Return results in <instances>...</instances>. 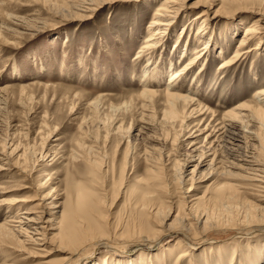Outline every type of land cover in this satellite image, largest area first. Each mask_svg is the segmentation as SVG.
<instances>
[{"label": "rangeland", "instance_id": "374dc122", "mask_svg": "<svg viewBox=\"0 0 264 264\" xmlns=\"http://www.w3.org/2000/svg\"><path fill=\"white\" fill-rule=\"evenodd\" d=\"M115 1L75 17L63 14L64 0H0V225L15 212L22 218L30 211L62 223L77 198L70 190L83 186L88 197L99 201L102 221L111 227L106 236L84 241L72 259L68 253L41 251L56 243L43 248L6 238L0 244V264H176L173 252L181 242L197 246L179 264H264L259 260L264 231L249 235L253 226L246 225L250 216L264 219L260 184L245 182L247 174L240 169H232L231 179L209 175L214 170L209 162L191 181L202 153L211 155L217 147L215 133L204 130L199 119L209 121L215 113L219 116L210 122L216 126L238 104L258 107L253 97L264 89V0H186L184 13L159 35V45L143 53L148 27L164 0ZM206 11L208 21L195 19ZM254 22L261 30L247 40L243 56L220 70L237 54ZM206 42L210 50L204 61L175 82L193 92L196 105L168 103L170 76ZM150 65L161 74L152 83L159 95L145 110L140 94L143 69ZM197 107L208 112L185 121L188 131L181 132V123L172 126L171 111L184 118ZM236 124V134H256L247 121ZM259 133L261 147L249 144L259 148L256 157L264 164V129ZM240 137L236 145L244 149ZM205 173L207 178H201ZM191 184V200L184 203ZM190 202L197 204L190 207ZM51 204L57 209L49 210ZM144 204L152 213V228L163 234L160 242L128 233L126 227L138 216L136 206ZM204 217L212 224H197ZM12 226L15 232L18 227ZM208 240L224 250L206 254L209 246L200 245ZM160 249L170 251L158 258L154 255Z\"/></svg>", "mask_w": 264, "mask_h": 264}, {"label": "bare ground", "instance_id": "6f19581e", "mask_svg": "<svg viewBox=\"0 0 264 264\" xmlns=\"http://www.w3.org/2000/svg\"><path fill=\"white\" fill-rule=\"evenodd\" d=\"M113 1L115 0H64V6L63 7L61 6L60 8L64 10L63 11L64 15L72 13L73 15H75V17H82L88 14L90 15L94 13L97 9L102 8L103 6L112 4ZM185 1L186 0H164L160 4L156 12L154 13L152 22L150 23L148 27L149 28L148 31L150 35L145 39V45L140 53L147 52L150 49H153L155 45H159L158 43H155L157 42L159 35L162 33H165L166 29L169 26H171V24L175 20H178V18L181 16L182 13H184L183 11L185 10L183 9L186 6ZM221 10H222V7L217 10V14L220 13ZM207 14H208L207 11L205 13H199L195 17V19L201 20L202 18H204L203 20V23H204L209 20V19L206 20L208 17ZM163 30L164 32H162ZM258 30L260 31L261 28L258 29V25L256 22H254L251 26L246 28L243 40L240 42V45L238 46L237 54L234 57L230 58L229 60L224 61L219 67L220 70L224 71V70H227L228 68L230 69V67H232L234 64H236L239 61V59L243 56L241 53L243 48L247 47L248 45L247 40L254 38L255 34L257 35ZM209 50H210V45L206 42L204 49H202L201 51H197L195 53L196 56L187 60L184 66H182V68H179L180 70H178L177 72H175L174 74L170 76L169 83L166 86V97H167L168 103L175 105L178 102H184V104H186L190 108L196 105L195 100L190 95L191 90L185 88L184 86H180L179 84L175 82L176 80H178V78L184 75V73H186L187 70H190V68L193 65L200 64V62H203L204 57L205 55H207ZM150 67L151 65L143 69V73L145 74V80L143 79V82H142L143 91L140 94V97L145 102V105L143 106L145 110L146 108L151 107L148 105L150 100H152V98L159 95L152 83H155V80H158L161 74L156 68H153L151 70ZM253 98L255 100L254 102L258 106L257 108L251 106L247 102L238 104L231 111L225 113L221 121L216 126H212V123L210 121H213L214 123L215 122L214 119L218 117L219 115L217 116L215 113H212L211 114L212 118L209 121L205 118L199 119V118L206 116L208 111L202 112V109H198V107L194 108L191 111V113L186 115L184 118L181 114H178L177 112H173V111L170 112L169 117L172 119V122H171L172 126L174 125L175 127V125H177L178 123H181V126H182L181 132L188 131L189 129V126H186L185 121L190 122L191 120L199 119V125H206L204 130L209 131L212 129L213 132L215 133L214 141L217 144V147H215L214 149L211 148L210 150L212 151L211 155L202 153V155L200 156L199 163L195 166V168L191 172L192 173L191 181L193 182L196 181L195 175L197 174L198 170L201 167L207 165L209 162L208 168L214 169L213 171L209 173V175L213 174V175H218L221 177H227L231 179L234 177L231 172L232 169L233 170L240 169L246 172L245 174H247L246 176L242 177V179L245 182L247 183L256 182V185L257 183L260 184L258 186L264 192V164L256 157V152H257V149L259 148H256L255 145L249 144L250 141L255 142V143L259 142L260 144L259 146L261 147V143L259 141V136H260L259 129L260 128L264 129V89L258 90L256 95H254ZM243 120H245V122L247 121V126L252 125V130H254L256 133L254 136L252 137L247 136L244 132H240L239 134L235 133L234 130H235V125H237L236 124L237 121H243ZM256 125H258L257 128H255ZM220 132L222 133L218 136V133ZM240 134H242V138L245 139V142H246L244 145L245 146L244 149L243 147H241V145H236V143L239 142L241 138ZM208 137L209 135L207 136V138ZM206 146L204 147V149H208L210 147V146L209 147H206ZM231 146H236L237 149L233 150ZM250 150L254 151V154ZM79 156L77 155V157ZM77 157H75L73 160L78 161L79 158H82V157H79V158ZM0 161H4V159L2 160L0 158ZM184 167L185 166L182 165V173L180 175V179H181L180 182L183 185L185 183L184 179L186 178ZM206 175L208 174L207 173H205V175L203 174L201 178L206 179L207 178ZM192 186L193 184H191L188 191L184 192V195H185L184 201H186L184 203H189L187 200L191 198L189 194L191 192L190 189L192 188ZM256 187L253 190H255ZM226 188L232 189L233 185H230V186L228 185V187ZM245 188L247 189L248 187H245ZM260 189H258L257 191H259ZM232 190H234L235 193L237 191V189H232ZM70 192H69L70 196L76 195L77 197L76 202L73 205H71V208L69 209V211L65 213V218L63 219L62 223H56L55 219H53L52 217L51 218L45 217V212H42L43 213L42 216H33L35 214L34 211L26 212L24 213L25 216L22 218L20 217V215L18 216L17 212H15L16 214H14L13 216H10L8 221L0 225V233H1L0 244H2L6 240V238H11V237L17 239L19 243H26V244L31 243V245H34V246L36 245L38 247H43V248L45 245L53 246V244L56 243V246L58 247V249L55 248L56 246H54V248H52L51 250L45 247L41 251L46 250L45 251L46 255H50L51 251L64 252V253H68L67 256L70 255V259H72V257L77 258L78 250L81 247V244L84 243V241H86L88 238H91L92 236H95V237L106 236L107 235L106 229L110 226L109 225L107 226V223L105 221H102V217L104 213H102L99 201L93 200L90 197V195L88 197L83 190V186L74 188L73 190H70ZM225 197L226 196H224L222 199L218 198V201H220L221 203L222 202L221 200L226 199ZM262 198H259V199L263 200ZM259 199H258V202H259ZM144 202L147 203L148 201L145 200ZM8 203L3 202V204H8ZM0 204H2V202ZM16 204H12V206ZM196 204H197L196 202L194 204L192 202L190 207ZM56 206H57L56 204H51L49 210H52L55 208L57 209L58 206L57 207ZM136 207L139 208L137 212L138 216L132 218V227H130L131 224H129L126 227L129 230L128 233H131V235L135 233L140 234L139 238L144 237L143 239H145L146 242L148 240H153V241L159 240L160 242L163 234L161 233V231L152 228L151 220H149L150 219L149 207L146 204L141 205V206H136ZM196 208L197 207H195V209ZM252 208L256 209L257 207L255 206ZM8 209H10V211L12 212L14 211L12 207L10 208L8 207ZM150 215H152V213ZM148 216H149V219H148ZM165 218H167V216ZM195 218L197 219L199 217L196 216ZM255 218L253 216L252 217L250 216V218L246 220L248 222L246 223L247 226H250V227L253 226L252 227L253 229H250L248 232L249 235H253V233H256L259 231H264V219L260 220V219H255ZM203 220L204 221H202L200 218L196 222L197 224L203 223V225H206V226L212 224L209 221V219H207L206 217H204ZM12 224L18 227V229L15 230L17 234L14 232V228L12 227H15V226H12ZM41 224H45V226L41 227ZM25 226L26 228L33 230L34 233L32 234L31 232H27L26 229H23V227ZM48 235H51L52 238L48 239L49 238ZM21 236H23L25 239L19 240ZM103 239H100L99 243H101ZM90 241H87L86 244L89 243ZM195 246L197 245L192 244L191 242L190 243L188 242L187 244H184V242L183 243L181 242L179 244V247L177 248L178 250H174L175 252H173L174 254L173 257L176 259L175 260L176 264L177 263L179 264L180 261H182L186 257H189V253L192 251V248ZM200 246H209V248L207 247L205 252L206 254L210 253L211 255L215 250H216L215 253L216 252L219 253L222 250H224L223 249L224 246H220V247L217 246L218 248L216 249L213 248L215 247L214 242L209 241V240L204 241L203 244ZM154 248H156V246H154ZM67 251H69L70 253ZM150 251H152L151 248H150ZM169 251L170 250L160 249L158 250V252H156L157 254H155L154 256L159 255L158 258H162L164 257V254L169 253ZM259 253L261 254V259L259 260H262L264 263V249H260ZM160 254H163V256H161ZM235 256L237 255H236V252L234 251V255L229 257L230 259L228 260H230L231 262L234 261ZM67 260H69V258H64L61 261L65 262ZM221 260H218V263Z\"/></svg>", "mask_w": 264, "mask_h": 264}]
</instances>
